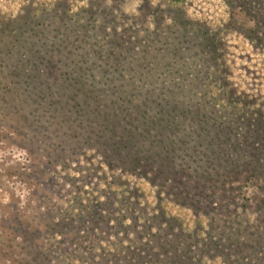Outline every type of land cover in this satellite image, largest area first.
<instances>
[{
	"label": "trees",
	"instance_id": "16d2710c",
	"mask_svg": "<svg viewBox=\"0 0 264 264\" xmlns=\"http://www.w3.org/2000/svg\"><path fill=\"white\" fill-rule=\"evenodd\" d=\"M132 1L0 8V264H264V0Z\"/></svg>",
	"mask_w": 264,
	"mask_h": 264
},
{
	"label": "rangeland",
	"instance_id": "374dc122",
	"mask_svg": "<svg viewBox=\"0 0 264 264\" xmlns=\"http://www.w3.org/2000/svg\"><path fill=\"white\" fill-rule=\"evenodd\" d=\"M50 6L53 2L60 0H41ZM73 9L85 7L89 1L98 0H68ZM167 3V0H155ZM27 0H0L1 12L4 14H18L25 7ZM138 6L133 0L129 9L130 12ZM179 6L186 10L189 17L209 24L210 26L220 27L228 18V6L224 0H185ZM53 9V8H52ZM51 9V10H52ZM227 57L232 76L241 88L245 90H258L264 92V54H260L255 47L240 33L230 32L227 34ZM4 200L7 196L4 195ZM179 212L178 208L174 209ZM184 212V211H182Z\"/></svg>",
	"mask_w": 264,
	"mask_h": 264
}]
</instances>
